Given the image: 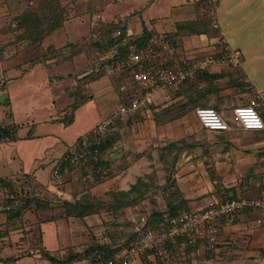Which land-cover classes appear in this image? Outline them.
Segmentation results:
<instances>
[{"label": "crops", "instance_id": "obj_1", "mask_svg": "<svg viewBox=\"0 0 264 264\" xmlns=\"http://www.w3.org/2000/svg\"><path fill=\"white\" fill-rule=\"evenodd\" d=\"M159 1L148 0L144 8L133 10L125 15H116L110 20L126 17L128 28L136 34H142L146 31L167 33L180 46L182 53L191 59L190 61L208 54L220 56L228 46L239 49L243 54L242 63L237 66L240 69L239 73L236 72L231 75L232 67L229 64L216 65L207 69L209 75L201 77L199 83L194 81L191 84L183 85V87L181 84L180 91L177 92L178 89L173 92L175 106H184L186 109L194 106L214 107L223 114L231 125L230 130H210L203 127L195 115L196 107L193 108L195 117L189 112L188 116L186 115L188 120L186 117H182L176 123L178 128H183L189 134L190 142H194L193 148L187 147L181 154V160L177 167L178 172L175 176L176 184L185 193L191 209L201 208L211 199L220 200V193L224 192H228L233 197H263L264 129H242L235 120L234 113L231 115L230 112H233L234 108L240 104H247L249 98L254 97L258 103L256 107L264 118V0H218L215 11L217 15L215 14L213 17L214 22L217 21L219 27L215 30L211 29L205 19V13L200 9L198 0H174V20H168L165 24L158 23L154 19L155 17H146L144 15L145 9L154 6ZM26 2L27 0H0V40L6 38L12 42V36H17L23 30H19L15 18L25 11ZM91 6L95 7L94 0H91ZM94 10H98L96 16L101 17V9L94 8ZM134 15H139L141 18L143 28L140 31H135L130 25V19ZM14 21L15 24H13ZM219 39L226 42L223 44L224 46L218 45ZM26 43L28 46L27 40ZM2 62L3 60H0V66H2L0 67V79L5 80L6 88L0 92L8 90L9 87L8 80L4 77L5 74L16 70L20 71L21 76H24L34 69V67L28 68L25 73H22L20 69L14 66L4 67ZM26 64H30V59L27 60ZM23 66L25 65L23 64ZM121 75L123 77L121 83L128 80L125 75ZM212 75H218V77L213 79ZM235 79L240 80V82L233 83L232 80ZM211 80L219 81L218 87L213 88L210 85ZM92 84H90L91 89ZM163 99L162 97L156 98L155 104L152 105H159ZM88 101L89 99L78 107L75 119L78 110ZM151 109L152 107L149 106L142 110L146 118H148V112ZM152 110L158 111V108ZM145 121L147 122V120ZM8 122L13 123L9 120ZM20 125H22L21 128L25 126L24 124ZM156 128V123L153 127L151 124L145 125L144 129L147 131L142 135V141L139 140L140 143L142 142V148L153 150V157L158 154L155 137ZM31 131L32 129L24 135L19 134L18 130L17 139L0 142L1 178L14 180L26 176L31 177L33 182H45L54 165L58 161L60 162L65 155L69 144L55 148L51 143H46L43 137H38L37 132ZM171 133V141H173L174 128ZM123 140L131 143L127 137L123 136ZM105 157L111 163L114 161L110 154L108 156L105 154ZM48 162L51 169L46 173V179L43 180L40 175L42 176V171L45 170ZM152 162L146 156H140L137 160L130 159L120 172L110 176L102 185L100 184L101 186L93 187L84 183L85 176L82 178V172L88 163L83 165L80 171H72L70 167L65 165L64 172L66 171L67 182L63 190L64 199L74 200L89 190L92 193L98 192L100 189L106 191L128 190L140 177L144 179L149 177L151 181L154 175ZM156 172L160 178V171L157 169ZM156 184L162 185L163 183L158 181ZM244 185L247 186V189L243 188ZM6 192V189L0 185V195L6 196ZM191 204L195 208H192ZM260 217L263 218L262 223L258 222ZM76 219L78 218L72 217L70 218L72 221H68L67 218L43 221L41 223L40 248H45L53 253L72 245L81 249L79 242H71L73 236L71 225L76 222ZM18 220L19 218L16 217L11 221L6 213H0V264H18V262L22 263L23 260L27 261L23 264H41L42 261H47L40 259L37 254V256L29 254L30 252L35 253L36 250L33 235L30 237L34 231H30V233L27 231V238L23 240L24 237L21 233H23L24 228L17 226ZM61 221H66L71 227L64 232L65 237L60 242L59 226L57 225ZM48 223H55L57 231L46 225ZM64 227L66 228L65 224ZM26 230L29 229L26 227ZM50 234L57 235L56 242H51V236L48 238ZM75 235L77 236L76 233ZM23 241L26 246L18 250V246ZM14 257L19 258L13 261H5V259ZM178 261H180L178 264H264V215H261L258 209L249 208L223 217L214 249L208 250L202 242H199L192 251H186ZM132 264L154 263L151 258L138 257L134 259Z\"/></svg>", "mask_w": 264, "mask_h": 264}, {"label": "rangeland", "instance_id": "obj_2", "mask_svg": "<svg viewBox=\"0 0 264 264\" xmlns=\"http://www.w3.org/2000/svg\"><path fill=\"white\" fill-rule=\"evenodd\" d=\"M147 1L94 0L95 7H92L91 0H27L26 5H31L34 9V16L31 17V24L29 25L31 29L20 31L15 36L16 38L12 36V42L6 38L0 40V45H2L0 46V60H3L2 65L4 67L14 66L20 69L22 73H25L31 64H26L29 59L32 63L43 59L48 60V62L55 59L56 62L53 67L37 64L33 70L24 76H21L20 71L16 70L4 75L8 80L9 87L8 90L0 92V122L9 123V120L18 124H24V128L19 129V134L25 135L27 131L32 129L33 132L38 133V137H43L46 143H51V145L57 148L60 145L61 147H64L65 144L71 145L80 137L90 134L104 118L116 113L119 102L125 97V93L119 90L123 77L120 72L109 65L104 59V57H108L109 55L105 53V45L99 47L94 44L92 37L93 25L98 12L94 8L101 9V17L108 21L116 15L121 16L133 10L144 8ZM173 9L174 0H160L154 6L146 8L144 15L148 18L155 17L154 19L158 23L165 24L168 20H174ZM13 24H15V21ZM130 25L135 31H140L143 28L140 16L134 15L130 19ZM34 29H36L35 32H33ZM30 32L33 33L34 41L33 43L28 42V47L25 36ZM216 36L218 37V34ZM223 39L218 40V45L226 43ZM9 45L10 47H8ZM99 48L100 50H98ZM224 54L225 50L222 52V55ZM229 66L232 67L231 75L236 72L239 73L240 69L237 66L232 64H229ZM92 69L95 72H92L87 77L100 74H103V76L93 82H89V78L84 75ZM62 75H69V77L63 80L56 79ZM0 81L2 80L0 79ZM215 81H210V85L213 88L219 85V81ZM124 82L129 83V79L122 83ZM232 82L236 84L240 80L235 79ZM90 84H92V89ZM82 95L91 98L86 105H83L78 110L75 122L72 125H64L62 122H57L56 119L64 117L67 106L71 105L75 98H82ZM158 97L160 96L156 95V98ZM8 98L10 103L6 101ZM162 98L164 99L159 102V105H150L152 109L158 108V111L151 109L148 112V118L144 116L142 110L149 106L138 110L134 114H123L124 119L118 120L108 132V134L118 133L116 142L105 153L107 156L110 154V157L114 158L112 162L113 167L111 161H108L107 157L103 156V162H110L107 170L103 169L104 164L96 168V165L87 161L88 165L84 167L83 175L81 174L82 178L85 176V184L91 187L101 186L110 176L116 174V172H120L127 165L128 160H137L140 156H146L153 161L152 167H154L153 173L155 175L152 176L151 181L149 177L143 178L149 185L148 191L145 192L139 202L129 206L124 205L121 208L113 206L114 202H117V205L120 204L119 200L123 204L126 203V199H119L117 201L114 196V192L120 190L106 191L100 189V191L95 193L90 192V190L89 192L86 191V194H91L92 198L95 197L93 198L94 201L98 202L99 213L88 216V221L81 222L79 218L76 219V222L71 225L72 227L66 221H61L57 225L59 226L60 242L65 237L64 232L71 227L73 233L71 242H79L78 244L81 245V249L87 242L93 240L92 243H94V240L97 239L100 243L103 241L106 243L112 241L113 244L124 243V241H130L133 238L132 232L136 222L139 220L144 221L148 216L152 219H158V213L167 211V189H165V186L169 188L171 183L174 182L182 152L187 147L193 148L194 146V142H190L188 139L190 137L189 134L183 128H178L179 126L176 123L182 117H186V120H188L187 114L189 112L194 116L193 108L196 106L191 107L192 109H186V107L180 105L175 106L174 93ZM230 114L232 115L233 112L231 111ZM69 117L70 115L66 114L65 120ZM154 123L157 126L155 137L158 147V154L155 157H153V150L142 148V142H139V140L142 141V135L147 131L144 129L145 125L151 124L153 127ZM173 128L174 140L171 141L170 135H172ZM123 136L127 137L129 141L131 140V143L123 140ZM72 140L74 141L70 143ZM172 142L175 144L174 147L167 150L171 153H167V155L162 157V153H164L162 147ZM60 162L58 161L54 165L52 171ZM95 168L99 171L98 173H103L99 180L95 178V175H97H94L93 170ZM50 169L51 165L48 162L40 178L45 180L46 173ZM157 169L160 171V178L156 172ZM80 170L81 168L76 171ZM89 174H91V178ZM47 180L42 183L34 182V184L45 186ZM158 181H161L163 184H156ZM66 182L67 176L61 188H49V190L47 189V191L38 194L37 197L39 199H32L19 217L17 226L24 228L23 233H21L24 237L22 238L23 240L27 238V231L29 233L32 230L34 231V234H31L30 237L33 235L35 252L41 247V223L50 217L57 218L64 213L62 205L64 200L63 190ZM10 193L6 192L5 197L16 201L13 207H16L18 204L20 205L21 200L19 196L14 192H12L13 194ZM0 197L2 198L1 195ZM191 205L192 208H195L193 204ZM70 218L72 217L67 218L68 221H72ZM46 225L57 231L55 223H48ZM26 227L29 230H26ZM51 228L49 229L53 231ZM50 236L51 242L57 241L56 234H50L48 238ZM25 246L26 243L23 241L18 246V250ZM23 262L27 261L23 260L22 263L18 262V264H23ZM88 263H91V261H86L84 264ZM41 264L51 263L49 261H42ZM72 264H83V262L76 263L75 261Z\"/></svg>", "mask_w": 264, "mask_h": 264}, {"label": "built area", "instance_id": "obj_3", "mask_svg": "<svg viewBox=\"0 0 264 264\" xmlns=\"http://www.w3.org/2000/svg\"><path fill=\"white\" fill-rule=\"evenodd\" d=\"M216 1V0H214ZM216 8L212 10L215 15ZM218 28L217 21L213 23ZM114 51L125 55L116 62L115 69L129 79V83L120 84L119 90L125 97L118 104L117 112L107 116L90 134L81 137L69 145L59 165H66L71 170L81 168L91 156L92 146L98 138L105 136L115 123L124 119L126 113L138 110L155 103L156 95L165 97L177 91L188 78H193L198 71L207 70L216 65H241L243 54L239 49L225 48L224 55L208 54L190 61L180 46L165 32L151 33L146 37L136 34L130 28H118ZM222 40V39H220ZM224 41V40H223ZM257 100L250 97L247 104H240L233 110L238 125L245 130H263L264 118L257 109ZM195 115L201 125L210 130H230V122L214 107H197ZM95 154L99 149L95 148ZM56 166L45 186L35 184V194H41L49 188H61L65 182V172ZM91 178V174H89ZM46 188V189H45ZM247 189V186H243ZM13 204L0 201V213L12 209ZM248 208L258 209L264 215L263 197H231L226 200L211 199L201 208L184 211L171 217L161 227L144 229L135 226V239L121 248L115 259L106 264H132L135 258H151L163 264H176L188 247L202 242L208 250L216 246L222 219ZM259 223L263 218L258 219ZM174 262V263H170Z\"/></svg>", "mask_w": 264, "mask_h": 264}, {"label": "trees", "instance_id": "obj_4", "mask_svg": "<svg viewBox=\"0 0 264 264\" xmlns=\"http://www.w3.org/2000/svg\"><path fill=\"white\" fill-rule=\"evenodd\" d=\"M197 2H198L200 9H202L203 12L205 13V19L208 21L211 29L215 30L216 28L213 27V23L215 19L213 17L214 14L212 13V10L217 7L218 0L216 1L198 0ZM33 10H34L33 6L29 5L27 6V8L22 14H20L17 18H15L17 20L16 23L18 22L17 27L19 28V30L23 29V31H27L31 29L29 25L31 24V17L34 16ZM127 21L128 19L126 17L117 18V19H113L109 21H106L102 19L101 17H96L94 19L95 23L93 25V35H92L94 44L99 47H102V45H105V53L109 55L108 57H104V59L113 68H115L116 62L122 59V57L125 55V50H122V53L118 54L116 50L114 51L113 48L117 40V36H116L117 29L118 28L127 29L128 28ZM35 30L36 29H34L33 32H35ZM32 34L33 33L30 32V33H27L25 36V39L30 43L31 42L33 43L34 41V37L32 36ZM150 34L151 32L146 31L140 35L142 37H146ZM98 50H100V48ZM55 62H56L55 59H52V61L50 62H48V60L43 59V60H39L34 63L30 62L31 64L28 66V68L29 69L33 68L37 64H43L48 67H53L55 65ZM92 72H95V70L92 69L90 72H88L84 76L87 77L89 74H92ZM207 75H209L207 70L198 71L193 78H188L186 81H184L181 87H183V85H186L188 83L191 84L194 81L196 83H199L200 80L202 79L201 77H204ZM101 76H103V74L94 75V76L91 75L87 78H89V82H93L99 79ZM67 77H69V75L68 76L62 75V76L57 77L56 79L63 80V79H66ZM212 77L213 79H215L218 77V75H212ZM5 88H6L5 80L0 81V90H5ZM180 89L177 92H179ZM90 98L91 97L89 96L85 97L84 95H82V98H75L74 102L71 105L67 106V108L65 109L64 117L58 118L56 119V121L62 122L64 123V125H71L74 122L78 107L82 105L84 101ZM6 101L10 103L9 98ZM203 107H211V106H203ZM66 114L70 115V117L67 120H65ZM21 127L22 125L16 122H13V123L0 122V142L17 139L18 130ZM107 134L105 136H101L98 138L99 142L95 143L92 146L91 156L87 160L88 162L90 161L94 165H96V168L104 164V167H103L104 170H107L108 168L107 166L109 165L110 162L109 163L103 162V156H105V153L108 150V148L111 147L116 142V139L118 138L117 132L108 134V135ZM174 145H175L174 142H172V143L167 144L166 146H163L162 148L164 150V153H162V157L167 155V153H171L170 151H167V150L170 149L171 147H174ZM95 148L99 149L98 154H95L94 152ZM64 167L65 165L62 164L61 169L63 171H64ZM96 168L93 171H94V175L97 174L95 175V178L99 180L103 173L102 172L98 173L99 171H97ZM173 181L174 182L171 183L169 188L168 186H165V189H167L166 190L167 208H168L167 211H165L164 213H158V216H157L159 217L158 219H155V218L152 219L151 217L148 216L144 221L139 220L138 222H136L134 224L133 232H132L133 238L130 241H126V242L124 241V243L119 242L117 244H113L112 241L107 242V243L103 241L100 243V241L97 239V240H94V243H92L93 240L87 242L85 245H83L84 247H82V249H78L76 246L72 245V246L65 248L64 250L58 251L57 253H53L45 248H40V249H37L35 253L30 252L29 254L30 255L37 254L40 259L47 260L51 264H72L75 261L76 263L83 262V264L86 261H91V263H88V264H106L109 260L116 258L117 253L121 248L128 246L135 239L136 237L135 226L137 224L142 225L144 229H147V228L156 229V228L163 226L168 221L169 218L177 216L178 214L184 211L191 210L189 206V200L186 198L184 192L180 189V187L176 184L175 177ZM0 185L3 188H5L7 192H11L10 194H13L12 192L16 193L17 196H19L21 200L20 205L18 204L16 207H13L12 209L4 212L8 215V218L11 219V221L13 218H16V217L19 218L22 215L23 209L30 204L32 199H36V200L39 199L37 197L38 194H35L34 192L35 184L31 177L23 176V177L16 178L14 180H10V179L8 180V179H4L0 177ZM148 187L149 185L144 181L143 178L141 177L138 178L137 182L135 184H132L130 189L114 192L115 193L114 196L117 201L119 199H122V200L126 199L125 202L127 204L126 203L123 204L119 200L120 204L117 205V202H114L113 206L115 205L116 208H121L124 205L129 206L131 204L133 205L136 202H139L142 196H144L145 192L148 191ZM86 193L87 192L83 193L82 197L80 196V198H75L74 200L64 199L63 205H62L64 207V213L59 215L57 218L50 217L49 219H46L45 221H54V220H59L61 218H69V217H76V218H79L85 221V219L88 216L98 214L100 211L98 202L94 201L93 198L95 197L92 198L91 194L89 193L86 194ZM231 197L233 196L230 195L228 192H224V193H220L219 199L226 200ZM0 201L5 202L6 204L16 203L14 199H10V198L8 199L5 196H3L2 198L0 197ZM194 248L195 246L190 245L187 251L190 252ZM18 258L19 257L8 258V259H5V261H13ZM180 261H177L176 264H178V262ZM170 263H174V262H170ZM158 264H163V262L158 260Z\"/></svg>", "mask_w": 264, "mask_h": 264}]
</instances>
